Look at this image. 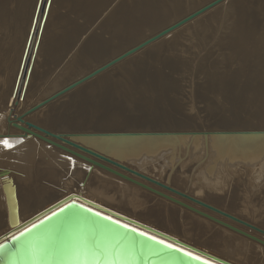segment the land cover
Instances as JSON below:
<instances>
[{
	"label": "rangeland",
	"instance_id": "1",
	"mask_svg": "<svg viewBox=\"0 0 264 264\" xmlns=\"http://www.w3.org/2000/svg\"><path fill=\"white\" fill-rule=\"evenodd\" d=\"M50 1L51 4L47 9V11L49 12L48 18L50 24H48L47 30L44 29L43 25V29L40 30V33L38 35V42L36 41L37 45L35 48V53L39 48H41V50L39 49L40 55L38 56L40 57L38 58L37 64L34 68V73H36L37 77L39 78L42 72H44V74L46 75V80L41 81L40 79L42 83L39 84L37 88V80L35 81L34 88L36 90L35 93H33L34 96H32L33 98H29V100L27 99L28 103L27 101L24 102L23 106L25 109L23 110L22 106L18 115L24 113L26 110L28 111L33 106H35L51 94L55 93L62 87L90 73L93 69L105 64L121 53H124L132 46H135L136 44L143 41L146 37L152 34L151 28L154 29L156 27L157 22L154 23V25L153 22L158 20L167 23L172 21V16L176 19L181 18L188 13L196 10L198 7L209 0H118L116 7L106 17L103 18L102 22L100 21L98 24L96 23L97 25L95 24L92 27L93 29L90 30L91 32L87 31L86 29L90 21V12L91 10H96L98 7L103 5L106 0ZM237 1H239V3H237ZM246 3V0H226L218 7L207 12L199 19L191 22L190 24L179 30L177 33H174L170 38L168 37L170 43L165 48L162 47L163 49L157 48L151 50L152 47H155V45L162 40L158 41L156 42V44L154 43L148 46L147 48H145V50L138 52L127 60L118 63V65H115L111 70L110 73L115 82L123 83L127 91L130 92V96L132 98V100L128 102V106H126L127 108L124 107L125 109L123 110L122 115L124 117H127L129 114L138 113V115H141L143 117L144 114V117L148 116V119L145 117L146 120L151 119L152 121H154L151 123L152 125L150 123H144L145 126H142L143 128H140V130L137 132L140 133L141 131V133L147 132L175 134L161 138L150 137L153 138L154 141H157L151 149V151L153 150V153L156 156L152 160H150L154 161L151 162V169H148V167L144 169L135 164L137 162H135L134 159H131V161L130 159L126 160L123 155H115L107 152L106 150L104 151V149H98L96 147L93 149H96L110 156L114 160L127 165L128 167H131L145 175L152 177L153 179L162 182L165 185H168L178 191L205 201L208 204L218 207L224 212L231 214L232 216L240 218L250 223L251 225L264 230V138L255 136L241 137L238 135L219 134L232 132L264 131V26L259 24L258 27V21L252 17L249 18V16H240V11L247 5ZM247 6L245 10L251 8V5ZM239 8L242 9L239 10ZM58 18L60 19V21L64 19L63 22L59 23V25L57 23L59 20ZM246 19H249V21H247ZM71 20H74L73 22L76 24L73 25L75 26L74 30L76 31V33L85 32V34L82 35V41L85 39V36L94 34V36H92L94 39L92 51L90 50L92 53H97L99 46L100 49H103V51H105L106 53L102 52V57H100V59H92L93 61L91 60V64L86 65L82 69V71L78 70L75 73H72V76H69L68 73L65 74V71L63 72L61 69L65 67L66 63L71 59L73 55L72 53H74L76 50L72 48L71 50L73 51H64V53L60 51L63 55L61 56L59 54L60 52H58L59 56H57L58 54L55 46V41L56 39L60 41L61 36L64 37L65 33L68 30L67 25ZM243 27H245L246 30L245 28L243 29ZM60 29L62 30V32ZM240 31L241 34H239ZM242 32L244 34H242ZM248 32L250 33V35H248ZM238 34L241 35V37L238 36ZM133 36H136L137 38L134 39L132 38ZM250 36L251 39L249 38ZM238 39L240 40V43ZM24 42L25 38L21 43L24 45ZM40 44H42V46ZM94 44H96L97 46ZM6 45L7 44H4L0 48V57L3 60L9 55V51L5 52V50L7 49ZM19 47L20 45L14 46V52L11 51L14 54V62L16 61L14 64L16 66L14 67V70L11 74L12 78H15L14 74L16 73V70L18 68L17 65H19V60H17L19 59V56L17 55L19 54ZM87 53L88 51L85 54ZM65 54H67L68 56ZM152 54L154 55L152 56ZM55 55L58 57V59ZM54 57L56 58V61L53 60ZM135 57L137 58L135 59ZM52 62L54 63V65ZM67 65L68 66H66L65 68H69V65L71 66V64ZM120 65H122L121 67L123 69L121 67L117 68ZM115 67L117 69H115ZM125 68L126 70H124ZM50 72L51 75H49ZM53 72L55 73L53 74ZM61 73L64 75H62ZM117 79H119V81H117ZM54 82L57 83L58 86ZM52 83H54L55 86L49 85ZM2 90V82L0 81V94L3 93ZM132 110L133 112H131ZM34 114L35 112L28 115V117L26 116L25 119H29V117ZM221 121L224 122L221 123L220 126L219 122ZM153 123L155 125H153ZM217 123L219 124V126L217 125ZM119 124L120 125L109 128V131L105 129L101 132L129 133L127 132L128 127L125 128V126H122V124H124L123 122H119ZM214 124L216 127L214 126ZM35 125L38 124L35 123ZM150 127L152 129H150ZM129 130L131 131L134 129H130L129 127ZM142 130L145 132H142ZM83 133L88 134V132ZM90 134H94V132ZM75 142L81 143L79 141ZM222 157L224 158V160ZM218 158H220V160ZM78 160L83 165H89L88 162L82 159ZM221 163H223V165ZM94 168L104 175L107 174L97 167ZM209 171H213L216 173L214 175V178L213 175H210V173L208 176L209 178L213 179L212 182L215 184L220 183V172H225L226 175H229L227 176L228 178L230 177L232 180H235L234 189L236 191L234 194V198L236 199V205L232 206V208L225 207L224 205L226 204H223L222 202L218 201L215 203L203 197L202 191H204V188H202L203 190L200 189L201 187H203L202 184L194 186L196 181H199V178L197 177L199 175H201L202 177V175L206 174ZM226 171L229 174H227ZM60 172H62L61 176L63 175L58 181L61 192L55 194L50 202L42 206L43 208L57 200L59 195L61 196L63 195V193L76 191L79 194H85L86 190L84 189V174L82 175L78 172L76 174V172L72 171L70 166H67L65 168V171L63 168V170H61ZM178 172H180L181 174H179ZM176 173L179 176L176 175ZM77 175H79V177ZM115 179L116 178L112 180L116 183L117 181ZM120 181L125 182L121 179ZM128 184L129 186H131V189H134L132 190V192L124 195L120 203H116L118 200L114 201L115 198L113 197L106 198L105 200L107 201L102 200L103 198L101 199V196L98 194V197L95 193V195L93 194V196L95 197H91L88 200H93V198H95V202L99 204L106 205L108 207L110 206L109 208L114 211L117 210L120 212H124V215L142 221L148 225L154 226L162 231L171 233L172 235L196 244L201 248L210 250L219 256L231 260L234 263L264 264V246L235 232L233 233V231L227 229L230 236L227 237L226 235H221V238L223 239V241L225 239L231 238V243L233 245L231 249H233V251L230 249V247H226L225 242H223L220 238V231H222V228L225 229L224 227L219 226L218 224L211 222L177 204H172V202L160 196H157L146 189L143 190L136 185L133 186L130 185V183ZM132 193H134V195H132ZM180 199L188 205L197 208V205L192 204L190 201L183 198ZM109 202L110 204L113 203L114 205H110ZM118 204L120 207L115 206ZM41 209H39L38 211H40ZM198 209H204L205 212L209 211L201 207ZM144 211L146 215L143 214ZM211 213L213 215H217L218 218L224 219L229 223H232L234 225L236 223H233V221H230L229 219L220 216L219 214L213 212ZM190 214L193 216H190ZM250 214H256V219L253 218ZM192 217L194 220H192ZM195 217L200 218L202 222L196 223ZM168 220L170 222H168ZM206 225L207 227H209V230ZM174 226L176 228H173ZM241 227L247 230V227L243 225H241ZM6 228L7 226L4 221L3 228L0 229V234L3 233ZM248 230L254 235L264 238L263 235L258 234L251 229ZM230 233L234 234V236ZM235 235L242 238V241L241 239L239 240L238 238H236ZM232 238L234 239V242ZM235 242L238 244V246ZM246 242L254 245V247L256 248H252L251 250L250 245H247ZM223 247H225L226 249H223ZM257 247L262 248L261 250L263 254L259 249H257ZM227 249L228 251H230L228 252ZM236 250H241L240 252H238L240 254H238Z\"/></svg>",
	"mask_w": 264,
	"mask_h": 264
},
{
	"label": "bare ground",
	"instance_id": "2",
	"mask_svg": "<svg viewBox=\"0 0 264 264\" xmlns=\"http://www.w3.org/2000/svg\"><path fill=\"white\" fill-rule=\"evenodd\" d=\"M246 1H247V3H246L247 5H251L250 6L251 8L250 9L248 8V10L247 9L245 10L247 5L244 8L242 7L243 9L239 8V10L242 9L240 11L241 12L240 16H249V18L252 17V18H254L255 20L258 21V27H259V24L264 26V0H246ZM39 2H40V0H0V48L4 44H7L6 45L7 49L5 50V52L9 51V55L4 60L0 57V79H1L0 81L2 82V89H3L2 91L4 93V94L3 93L0 94V229L3 228L4 221H5L6 226H7L6 230H8L9 227H10L9 225H10V220H11V217H12V213L14 214V212H17L18 216L20 217V219L28 218V217L34 215L36 213V211H38L39 209L43 208L42 206H44L48 202H50V200L53 199V196H55V194H58V192H61V189H60V187L58 185V181H59L60 177H62L63 175L61 176L62 172H60V171L63 170V168H64V171H65V168L67 166H70L72 171L76 172V174H77V172L81 173L82 175L84 174L83 175L84 178H85V180H84V182H85L84 189L86 191L84 190L85 194H83V193L81 194L80 193L82 198L84 197L86 199H90L91 197H95V196H93V194L95 193V194H97V196L99 194L101 196V199L103 198L102 200H105L108 197H113V198H115L114 201L118 200L116 203H118V202L120 203V201L123 199V196L128 194V193H130V192H132V190L134 189V188L131 189V186H129L128 183H130V182H128V181L127 182L126 181L122 182V181H120L119 178L114 177V176H112L110 174H105L104 175L101 172H99L98 170H95V168L92 167L91 164H89L87 166L83 165L78 160L80 158L77 159V157H75V156H73V155L61 150L60 148H58L56 146L51 145L49 142H46V140H50V141H52V142H54V143H56L58 145L66 146L60 140H57V139L51 138L49 136H46L45 134H42V133L38 132L35 129H30L25 124H22V126L25 127L27 130L31 131L32 133H35V135H38L40 137L38 138L37 136H34L31 133L29 134V133H24L22 131H19L17 128H15L13 126V123H17V121L15 120V117L18 116V113L20 112L21 107L24 105V102L27 101V103H28L29 98H33L32 96H34L33 93H35V90H36L34 88L35 81L37 80V85H36V88H37L39 86V84L42 83L41 82L42 80H46V75L44 74V72H42V74H41V76H39V78L37 77V74L34 73V68H35V66L37 64L38 58L40 57L38 55H40V50H41V48H39L40 50L38 49L37 52L35 53V50H36L35 48H36V45H37L36 44L34 46V48H33V52H32V55L30 57V62L28 64L27 68L25 69L26 72H24L25 76H24V80H23V82H24L23 87H22V89H20V91L15 90V88H14L15 87V83H16V79H17V76H18V72H19V69H20V65H21L22 59H23V57L25 55V52H26L27 40H28L29 34H30L31 30H32L33 20H34V17L36 15V10H37ZM237 3H239V1H237ZM46 4H47L46 5V10L44 11V14H43V17H42V23H41L38 35L40 33V30L43 29V25H44V29L47 30L48 24H50L49 23V18H48L49 12L47 11V9L49 8V5L51 4V1L48 0L46 2ZM133 11H134V9H133ZM204 19H205V17H204ZM63 20L60 21V19H59L58 22H57L58 25H59L60 22H63ZM73 21L71 20L68 23V25H67L68 26L67 27L68 30L66 29L67 32L65 33L64 37L61 36L60 41L58 39H56V41H55L57 54L60 51H62L63 53H64V51L69 52L72 48L76 50L74 53H72L73 55H72L71 59L66 63V65L64 64L65 67L68 66L67 64H71V66L69 65V68H65L64 67L65 69L64 68L61 69L63 72L65 71V74L68 73L69 76L72 73H75L78 70L82 71V69L86 65L91 64L90 62H91L92 59H95V60L100 59V57H102V52H105V51H103V49L101 50L100 46H99L98 52L97 53H95V52L92 53L91 51H92V46H93V41H94L92 36H94V34L90 35V36H85V39L82 41L81 40V33H78V32L76 33V31L74 30L75 26H73V25L75 23ZM247 21H249V19ZM157 25H158V23H157ZM234 28H232V29H234ZM244 28L245 27H243V29ZM151 29H153V28H151ZM240 30H241V28H240ZM245 30H246V28H245ZM58 31H59V29H58ZM235 31H236V29H235ZM61 32H62V30H61ZM89 32H91V31H89ZM244 32H246V31H244ZM239 34H241V31H240ZM239 34H238V36L241 37V35H239ZM242 34H244V33L242 32ZM248 35H250V33ZM95 36H97V35H95ZM137 36H139V35H137ZM251 36L249 37L250 39H251ZM59 37H60V35H59ZM24 38H25V42H24V45H23L21 42H23ZM132 38L135 39L137 37L133 36ZM246 39H247V37H246ZM169 43H170L169 40H167V39L165 40L164 39L161 42H158V44L155 43L156 44L155 47H152L151 50L157 49V48L159 49V48H162V47L165 48L166 46L169 45ZM239 43H240V40H239ZM19 45H20V47L18 49L19 54H17L19 56V59H17V60H19V63H18L19 65H17L18 68L16 70V73L15 74L13 73L15 75V78L14 77L12 78L11 74H12V71L14 70V67L16 66V65H14L16 61L14 62V59H13V57H14V54H13V52H14L13 50L14 49L13 48H14V46H19ZM40 45L42 46V44H40ZM94 45H96V44H94ZM96 46H94V47H96ZM250 46H251V44H250ZM11 51H13V52H11ZM71 51H73V50H71ZM87 51H88V53L85 54ZM155 51H157V50H155ZM234 51H235V49H234ZM146 53H147V50H146ZM160 53H161V51H160ZM59 54L61 56L63 55V54H61V52ZM59 54L57 56H59ZM65 55H67V54H65ZM120 55H118V56H120ZM153 55L154 54H152V56ZM161 55H162V53H161ZM147 56H149V55H147ZM136 58L137 57H135V59ZM57 59H58V57H57ZM53 60L56 61V58L54 57ZM128 63H130V62H128ZM53 65H54V63H53ZM121 66L122 65L118 66L117 68H119ZM123 67H124V65H123ZM117 68L115 67V69H117ZM47 69H49V68H47ZM137 69H138V67H137ZM111 70L110 71L107 70V72L101 74L97 78H95V79L89 81L88 83L82 85L81 87L77 88L76 90L72 91L71 93L66 94L62 98L57 99V101H55L53 103H50L49 105L37 110L34 115L29 117V119H27V120L24 119V121L25 122L28 121L30 123H33L34 125H35V123H37L38 125L47 127L49 129L36 125V126H38L40 128L46 129V130L54 133V134H65V133L66 134H77V133L80 134V133H83V132H85V133L88 132V134L93 133V132H94V134H97V133L100 132L99 134H103V132H101V131H103L105 129L108 130L109 128H112V127H114L116 125H120L121 123L119 124V122H123L125 125L122 124V126H125V128L128 127V131L127 132H129V133H139L137 131H139L140 128H143L142 126H145L144 123L145 124H147V123L151 124L154 121H152L151 119H149L150 121L146 120L145 119L146 116L144 117V114H143V117L141 115H138V113L137 114H129L127 117H124L122 115L123 114L122 112L125 109L124 107L128 106V102L131 101L132 98L130 96V92L127 91V89H126V87L124 86L123 83L115 82V80L111 76V73H110ZM124 70H126V68ZM128 70H130V69H128ZM53 71H54V69H53ZM54 73L55 72H53V74ZM117 73H119V72H117ZM121 74H123V73H121ZM215 74H216V72H215ZM49 75H51V72H50ZM62 75H64V74H62ZM62 75H60V76H62ZM197 77H199V76H197ZM60 78H59V80H60ZM135 78H136V76H135ZM40 79H41V81H40ZM13 80H14V82H13ZM117 81H119V79H117ZM61 82H62V80H61ZM54 83L49 84V85L50 86L54 85ZM55 84H57V83H55ZM57 86H58V84H57ZM14 95H15V97H14ZM15 101L18 102V106L17 107H15V106L10 107L9 103L15 102ZM30 106H31V104H30ZM24 109L25 108L23 106V110ZM137 109H138V107H137ZM133 110L131 112H133ZM211 115H212V113H211ZM149 117H151V116H149ZM223 122L222 121L219 122L220 126H221V123H223ZM209 123H210V121H209ZM153 125H155V124L153 123ZM217 125L219 126L218 123H217ZM160 126H161V124H160ZM214 126H215V124H214ZM129 127H130V129L133 128L134 130L130 131ZM150 129H152V128L150 127ZM150 129H148V130H150ZM132 131H134V132H132ZM142 132H145V131L142 130ZM123 133H126V132H123ZM140 133H141V131H140ZM145 133H147V132H145ZM4 140L9 141V143L12 144L13 146L11 148L5 147V145L3 144ZM225 140H226V138H225ZM74 141H79V142H81L84 145H88V147H90V148H95L96 147L98 149H104V151L106 150L107 152H110V153L115 154V155H118V154L123 155V157L126 160L130 159V161H131V159H134L135 162H137L135 164H137L138 166H140V167H142L144 169H146V167H148V169H151L150 168L151 162H154V161H150V160H152L154 157H156L154 155V153H153V150L151 151V149H152V146L157 141H154V139L150 138V137L149 138L148 137H134V138H129V139H126V138H108V137H106V138H104V137H88V138L74 139ZM218 159L220 160V158H218ZM223 160H224V158H223ZM221 164L223 165V163H221ZM168 165H169V163H168ZM215 165H216V163H215ZM171 173H172V171H171ZM171 173H169V174H171ZM178 173L181 174L180 172H178ZM209 173H210V175H213V178H214V175L216 173L213 172V171H209L206 174L202 175V177H201V175H199L197 177V178H199V181H196L194 186L202 184L203 187H201L200 189L204 188V191H202L203 192V194H202L203 197H205V198H207V199H209V200H211V201H213L215 203L218 202V201L222 202L223 204H226V205H224L225 207H231L232 208V206L236 205V199L234 198L235 197L234 194H235V191H236L234 189L235 180H232L230 177L228 178L227 176H229V175H226L225 172H220V183L219 184H215V183L212 182L213 179L208 177ZM81 174H79V175H81ZM123 174H125L126 176L130 177L131 179H134L135 181H137V182H139L141 184L147 185L148 187H150V188H152V189H154V190H156V191H158V192H160V193H162V194H164V195H166V196H168L170 198H173L174 200L180 201L181 203L185 204L186 206H189V207H191V208H193V209H195L197 211H200V212L205 213V214H208V213L210 214L211 213L209 211L205 212L204 209H198L201 206H199V205H197V204H195V203H193L191 201L190 202L192 204L197 205V208L193 207L191 205H188L187 203H185L183 200L180 199L182 197H179V196L177 197L176 195H174V194H172V193H170V192H168L166 190H163V189H161V188H159V187H157V186H155V185H153V184H151V183H149L147 181H144V180L142 181V180H140V178L132 176V175L126 173V172H123ZM218 174H217V176H218ZM227 174H229V173L227 172ZM79 175H77V176L79 177ZM176 175H178V174L176 173ZM112 177L116 178L115 179L117 181L116 183H115V181H113L114 178H112ZM110 178H112L113 180L110 179ZM154 180H156V179H154ZM156 181H158V180H156ZM63 185H65V184H63ZM130 185L134 186V184H132V183H130ZM60 186H62V185H60ZM184 194H186V193H184ZM132 195H134V193H132ZM186 195H188V194H186ZM188 196H190V195H188ZM190 197L208 204L207 202L202 201V200H200L198 198H195L193 196H190ZM93 200H90V201H93V202L96 201L95 198H93ZM185 200H187V199H185ZM105 201H107V200H105ZM114 201H112V202H114ZM134 203H136V202H134ZM109 204H110V202H109ZM112 204H110V205H112ZM208 205L212 206L211 204H208ZM103 206L108 207L106 205H103ZM115 206H119V204L115 205ZM157 207H158V205H157ZM213 207H215V206H213ZM179 208H177V209H179ZM201 208H203V207H201ZM215 208H218V207H215ZM246 208H247V206H246ZM140 211H141V209H140ZM221 211H223V210H221ZM117 212L124 214V212H120V211H117ZM125 213H126V211H125ZM133 213H134V211H133ZM143 214L146 215L145 211H144ZM212 215L213 214L211 213L210 216H212ZM250 215L253 218L257 217L256 214H250ZM190 216H193V215L190 214ZM216 216L217 215H213V217L219 219L220 221H222V222H224L226 224L231 225L234 228L240 229V230H242V231H244V232H246V233H248L250 235L256 236L257 238H260V239L264 240V238H261V237H259L257 235H254L253 233H251L248 230L250 228H247V230H246L243 227H241V224L235 223L233 221V223H235V225H234V224L229 223V222L225 221L224 219H220V218H218V216L217 217ZM142 218H144V217H142ZM147 219H148V217H147ZM238 219H240V218H238ZM192 220H194L193 217H192ZM240 220H242V219H240ZM195 221H196V223L202 222L200 218H196V217H195ZM230 221H232V220H230ZM242 221H244V220H242ZM168 222H170V221L168 220ZM244 222H246V221H244ZM187 223H189V222H187ZM246 223H248V222H246ZM206 224H208V223H206ZM206 227H207V225H206ZM173 228H176V227L174 226ZM207 228L209 230V227H207ZM214 232H215V230H214ZM196 234H193V235H196ZM205 234H206V232H205ZM221 235L222 236L226 235L227 237L230 236L229 232L227 231V228H225V229L222 228V231H220V238L222 237ZM231 235L234 236V234H231ZM235 236H236V238H238L239 240L241 239V241H242V238L238 237L237 235H235ZM202 240H203V238H202ZM222 241H223V239H222ZM223 242H225L226 247H230V249L232 248L233 245L231 243V238L230 239H225ZM233 242H234V239H233ZM243 242H245V241H243ZM235 243H234V245H235ZM194 245H196V244H194ZM242 245H244V244H242ZM247 245H250V249L251 250H252V248H256L252 244L247 243ZM196 246H198V245H196ZM237 246H238V244H237ZM198 247H200V246H198ZM216 249H217V247H216ZM221 249H222V247H221ZM223 249H226V248L223 247ZM228 249H227V251H228ZM257 249H259L260 252L262 253V250H261L262 248H258L257 247ZM231 250H233V249H231ZM240 251L236 250L237 253L240 252ZM236 252H234V253H236ZM251 252H253V251H251ZM238 254H240V253H238ZM250 263H252V262H250Z\"/></svg>",
	"mask_w": 264,
	"mask_h": 264
},
{
	"label": "water",
	"instance_id": "3",
	"mask_svg": "<svg viewBox=\"0 0 264 264\" xmlns=\"http://www.w3.org/2000/svg\"><path fill=\"white\" fill-rule=\"evenodd\" d=\"M40 0L36 15L33 20L32 30L27 40V48L22 59L18 76L15 83V90L20 91L23 87V80L26 68L30 62L33 48L36 45L38 32L42 23V17L46 10V2ZM226 0H209L196 10L181 18H174L172 21L160 23L152 29V34L143 41L132 46L120 56L109 60L102 66L93 69L90 73L78 78L72 83L62 87L55 93L43 99L31 109L15 117L17 123L13 126L24 133H31L22 124L30 129L45 134L51 138L60 140L63 145H58L50 140H46L51 145L80 158L92 167H97L101 171L114 177L128 181L142 189H146L174 204L192 211L203 218L223 226L243 237L264 246V240L250 235L240 229L234 228L219 219L208 214L197 211L180 201L174 200L145 184H141L134 179L123 174L126 172L132 176L147 181L163 190L176 196L187 199L211 212L219 214L229 220L241 224L264 236V230L246 223L218 208L210 206L204 202L196 200L168 185L154 180L148 175L136 171L124 165L110 156L90 148L84 144L75 142L77 138L88 137H108V138H134V137H166L175 134L169 133H103V134H54L46 129L40 128L33 123L25 122L26 116L49 105L64 95L74 91L82 85L97 78L107 70H111L115 65L127 60L131 56L144 50L148 46L169 39L174 33L199 19L207 12L218 7ZM118 0H106L103 5L96 10H91L90 21L87 31L103 18L106 17L117 5ZM96 24V25H97ZM154 32V33H153ZM85 32L81 33L82 35ZM169 37V38H168ZM25 70V71H24ZM15 97V95H14ZM9 106H18V102H11ZM220 135H238L241 137L255 136L263 137L264 131L219 133ZM69 147V148H68ZM71 148V149H70ZM63 209V211H61ZM53 213L56 215L53 216ZM51 217V219H47ZM43 221V224H41ZM37 225L33 228V225ZM9 229L0 234V245L4 248L0 250V264H237L231 260L217 255L216 253L198 247L191 242L174 236L171 233L162 231L154 226L131 218L127 215L114 211L101 204L82 198L81 195L72 191L63 193L57 200L36 212L34 215L20 219L17 212L12 213ZM26 229H33L26 232L23 237L21 233ZM134 229V231H133ZM144 233V235H141ZM13 237L19 239L13 240ZM162 242V243H161ZM171 245V247H168ZM195 257H199L196 259Z\"/></svg>",
	"mask_w": 264,
	"mask_h": 264
},
{
	"label": "snow or ice",
	"instance_id": "4",
	"mask_svg": "<svg viewBox=\"0 0 264 264\" xmlns=\"http://www.w3.org/2000/svg\"><path fill=\"white\" fill-rule=\"evenodd\" d=\"M3 144L5 145V147H8V148H11L13 145L12 144H10L9 143V141H7V140H4L3 141ZM61 211H63V209L61 210ZM54 215H56L55 213H53V216ZM47 219H51V217H48ZM41 224H43V221H41ZM37 227V225H33V228H36ZM33 229H26L25 230V232H22L20 235H21V237H23L24 235H25V233L26 232H31ZM133 231H134V229H133ZM141 235H144V233H141ZM17 239H19L18 237H13V240H17ZM162 243V242H161ZM168 247H171V245H168ZM4 248V246L3 245H0V250H2ZM196 259H199V257H195ZM205 264H206V262H205Z\"/></svg>",
	"mask_w": 264,
	"mask_h": 264
}]
</instances>
